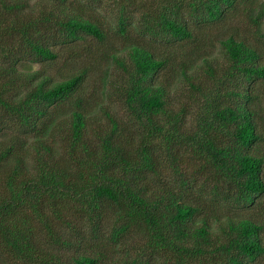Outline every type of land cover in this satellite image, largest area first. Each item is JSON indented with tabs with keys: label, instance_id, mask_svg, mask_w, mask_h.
Returning a JSON list of instances; mask_svg holds the SVG:
<instances>
[{
	"label": "trees",
	"instance_id": "1",
	"mask_svg": "<svg viewBox=\"0 0 264 264\" xmlns=\"http://www.w3.org/2000/svg\"><path fill=\"white\" fill-rule=\"evenodd\" d=\"M57 1L65 12L62 40L45 31L44 23L58 16L37 18L31 0H0V23L10 22L0 26V42L6 35L12 44L1 68L9 82L0 87V264H105L113 252L122 264H154L160 256L172 264H202L208 256L212 264H264V129L255 96L264 81V0H162L143 16V32L188 45L185 60L177 53L178 66L132 40L122 13L119 32L131 43L111 61L126 74L118 94L126 119L104 110L108 126L94 137L88 133L99 92L84 96L87 69L54 82L42 70L18 73L13 55L26 47L37 63L55 62L53 42L69 44L83 34L108 40L81 5ZM223 23H229L220 41L229 67L221 69V81L203 55L210 30ZM198 58L205 63L200 71ZM178 75L206 99L194 123L190 106L176 110L170 102ZM206 75L216 84L202 83ZM228 81L233 89L224 103L219 92ZM4 115L22 132L10 134ZM187 160L197 161V169L185 170ZM229 203L245 215L222 217Z\"/></svg>",
	"mask_w": 264,
	"mask_h": 264
},
{
	"label": "rangeland",
	"instance_id": "2",
	"mask_svg": "<svg viewBox=\"0 0 264 264\" xmlns=\"http://www.w3.org/2000/svg\"><path fill=\"white\" fill-rule=\"evenodd\" d=\"M162 2V0H67L65 6L69 7L70 9L81 5L84 15L90 18L91 21L101 25L102 30L108 36V40L100 43L93 37L83 34L81 38L75 40L74 42H70L69 44H62L60 41L61 45L58 46L56 42H53L55 47L54 50L57 52L58 57L56 58L55 62L47 63H37V61H35L34 55H32L26 47L23 50L12 49V51H17L13 52V55H16L15 59H20L17 63L18 73L25 75L29 72L32 73L42 70L44 75L52 77L54 82H60L72 77L73 75H77L83 69H87L88 79L85 82V87L83 89L84 96L86 98H90L91 95H95L97 94V92H99V94L95 95V97L97 98V101L94 102L96 103L94 104L95 117L92 118V127L88 133L90 137H94L97 131L106 130L108 126L106 124L107 118L105 117L104 110H107L109 108V111L115 113V115H119L121 119H126V114L121 106V99L118 95L121 91V88L123 87V82L126 79V74L123 70L118 69L115 66L116 64L112 63L111 61L113 55H126L128 44L131 43L130 39L122 36L119 32L118 19L122 13H125L127 17V28L130 32H128V36H130L132 40L143 43L144 46H148L156 54H163L165 58H168V60H170V63H172L173 59L174 64L178 66L179 64L177 65V63H179V59L177 53L183 55L184 59L185 52L189 51L188 45L182 47L183 43H173L169 39H163V37L156 38L143 32V16L153 14L157 10V8L161 6ZM31 5L33 7L31 6L30 10H32L34 15L39 19L45 18V15L58 16L57 19H54L50 25L48 24V22L44 23L45 27L48 28V30L45 31H50L52 34L62 40V36H64V34L60 33V31H62V28H60L59 26V21L62 20L65 12L61 10L60 3L57 0H31ZM9 23V21L2 22L0 23V26H9ZM224 26H229V23L217 25V27H214L210 30V43H207L208 47L204 49L205 53L203 55V57L208 58L210 64L217 65L219 72L216 79H220L221 81V69L224 66L227 68L229 67V62L226 60L220 44V41L223 39V37H225ZM262 29H264V24L262 25ZM248 35L249 39L252 40L251 43L258 45L256 43L258 37L254 36V30L252 28H250ZM3 41L4 43L1 44ZM2 42H0V87L1 84L6 85L9 82V78L7 76L1 75V68L5 65L7 56V51L5 48H12V44L10 43L8 36L4 35V37L2 38ZM14 43L18 47L19 40L17 39V41ZM178 44H181V46ZM194 64V70L196 71H200L198 69L199 67L205 69L204 60L201 58H198L197 61L194 62ZM171 68H173L172 65L169 66L168 64V69ZM173 72H175V70H173ZM23 79L25 78L23 77ZM204 81L208 85H212L213 83H215L214 80H212V78L208 77L207 75L201 77V82L203 83ZM174 83L175 84L172 86L170 102L176 110L181 109L182 106H190L191 111L188 120L194 123V117L197 113H199L198 111H201L204 107H207L206 99L198 93H193V91L191 92L189 86L185 85V83L181 81V77L179 75ZM222 84L223 85H221V92H219L218 90H214V93L218 91L220 94V100L225 103L226 97L224 96V94L228 92V90L233 89V82L228 81L226 84ZM21 90V93H25L26 91V89L24 88ZM255 90V96L259 98V104L262 107V111H259L260 117H257L256 120L258 121V118H262L259 122L262 124V128L264 129V81L260 82ZM14 92H17L18 95L20 89L18 88L14 90ZM192 93L195 95V101ZM98 102H100L101 104H99ZM228 102L232 103V100L227 99V103ZM235 102L236 101H233V103ZM61 107L66 109L67 104H63L61 105ZM254 107L258 109V102L255 103ZM4 117V123L8 126V132L10 134L17 136L19 132H22L15 118L6 115H4ZM13 128H17L19 132H15ZM27 140H29L31 144H34L33 136H28ZM260 151L262 152V154H264V143L261 144ZM27 161L29 162V165L33 164L32 157H30ZM197 165V161L187 160V164L185 165L184 169L188 172H191L193 171V169H197ZM165 174L169 179L172 178V180L174 177H176V175L172 173L171 168H168ZM202 175L206 176V174ZM202 175L197 176V181L199 183L204 180L203 178H200ZM222 212L224 215L222 217L228 215L234 218H240L245 215V211L242 210V207L237 206L233 203L225 204L222 207ZM261 213L264 217V210H261ZM222 223L223 226H225L226 218L222 219ZM215 228L219 230L218 225H215ZM214 233V242L219 245L220 241H218L216 237H218L219 235V238H222V235L219 231H215ZM144 248H148V250H150L149 247L145 244ZM120 256V253L113 252L112 259L105 264H122V257ZM206 260H208L209 262L205 263ZM153 263L172 264L161 256L159 257V260L157 262ZM204 263L212 264L209 256L203 258L202 264Z\"/></svg>",
	"mask_w": 264,
	"mask_h": 264
}]
</instances>
